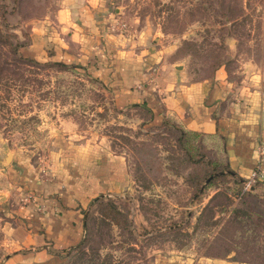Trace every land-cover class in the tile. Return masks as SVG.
Segmentation results:
<instances>
[{"label": "rangeland", "instance_id": "rangeland-1", "mask_svg": "<svg viewBox=\"0 0 264 264\" xmlns=\"http://www.w3.org/2000/svg\"><path fill=\"white\" fill-rule=\"evenodd\" d=\"M0 2L19 52L42 63L0 53V263L19 246L20 209L47 212L70 192L77 152L100 148L123 158L127 187L92 198L82 241L59 253L58 264H264V189L243 193L217 139L183 134L167 120L156 125L144 105L119 108L109 87L52 40L47 59L33 53L35 30L64 8L77 23L95 17L107 45L155 51L156 74L176 64L205 79L227 65L239 78L245 63L264 68V0Z\"/></svg>", "mask_w": 264, "mask_h": 264}, {"label": "crops", "instance_id": "crops-1", "mask_svg": "<svg viewBox=\"0 0 264 264\" xmlns=\"http://www.w3.org/2000/svg\"><path fill=\"white\" fill-rule=\"evenodd\" d=\"M52 23L55 25L50 26ZM51 29L55 31L50 32ZM35 31L33 53L47 59L44 47L49 40L57 49L69 48L65 54L69 62L80 64L108 86L119 108L146 105L156 125L167 120L184 131L217 139L229 169L242 186L255 168L264 172L263 67L245 63L240 67L239 78L227 65L205 79L187 77L185 68L176 64L174 70L168 68L163 75L156 74L159 55L155 51L148 47L107 45L101 35L98 37L95 17L84 16L77 23L64 8ZM77 157L71 170L74 174H69L70 192L62 199H52V206L43 214L30 206L20 209L26 226L13 230L19 246L0 264H58L59 253L82 241L85 211L92 198L120 194L126 189L129 176L120 156H110L98 148L78 151ZM257 184L264 189V179L255 183L258 189ZM40 190L50 193L48 186ZM205 264L251 263L226 258Z\"/></svg>", "mask_w": 264, "mask_h": 264}, {"label": "trees", "instance_id": "trees-1", "mask_svg": "<svg viewBox=\"0 0 264 264\" xmlns=\"http://www.w3.org/2000/svg\"><path fill=\"white\" fill-rule=\"evenodd\" d=\"M6 12H7V10L5 9V5L0 2V16L2 18V20L0 21V53L4 52L3 50L5 48H8V51L13 55L12 60L14 62H20V63L23 62L24 64H29V65H34V66L35 65L36 66H42L41 62L36 61L34 59L26 58L19 52V46L20 45H19V43H16L14 41V39L16 38V35L12 32V27H11L10 23L5 18ZM1 61H2V58H1V54H0V70L2 71L3 65L1 64ZM53 66L63 67L66 70L70 69L69 66H67V64L61 63V62L55 63V64H53ZM93 80L103 84L99 79L93 78ZM136 106H138V105H136ZM139 106H141V105H139ZM144 106H146V105H144ZM151 113H152V111H151ZM152 118H153V115H152ZM181 132L183 134L187 133L189 135L199 134V133H195V132L184 131L183 129H181ZM199 135H201V134H199ZM227 169L229 170L230 174H232L233 176H235L237 178L234 171L230 170L229 168H227ZM237 179L239 180V178H237ZM243 184H244V181H243Z\"/></svg>", "mask_w": 264, "mask_h": 264}, {"label": "built area", "instance_id": "built-area-1", "mask_svg": "<svg viewBox=\"0 0 264 264\" xmlns=\"http://www.w3.org/2000/svg\"><path fill=\"white\" fill-rule=\"evenodd\" d=\"M264 179V172L261 168H255L251 174V176L249 177V179L245 180L244 182V186H243V193L250 191L251 189H253L255 183L258 180Z\"/></svg>", "mask_w": 264, "mask_h": 264}, {"label": "water", "instance_id": "water-1", "mask_svg": "<svg viewBox=\"0 0 264 264\" xmlns=\"http://www.w3.org/2000/svg\"><path fill=\"white\" fill-rule=\"evenodd\" d=\"M11 159H12V153H9L8 156H7V158H6V161L9 162ZM220 173H223V172L216 173L215 175H218V174H220ZM211 179H212V177H209V178L207 179V183H208Z\"/></svg>", "mask_w": 264, "mask_h": 264}]
</instances>
